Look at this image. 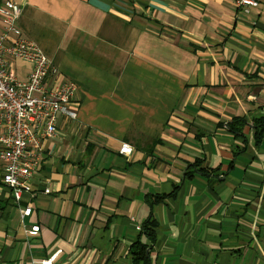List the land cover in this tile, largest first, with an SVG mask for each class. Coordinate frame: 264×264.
I'll list each match as a JSON object with an SVG mask.
<instances>
[{
  "label": "crops",
  "instance_id": "1",
  "mask_svg": "<svg viewBox=\"0 0 264 264\" xmlns=\"http://www.w3.org/2000/svg\"><path fill=\"white\" fill-rule=\"evenodd\" d=\"M12 1L80 106L44 143L24 221L0 164V264H132L139 238L152 264H264V0L250 13L235 0ZM18 62L25 80L33 64Z\"/></svg>",
  "mask_w": 264,
  "mask_h": 264
},
{
  "label": "built area",
  "instance_id": "2",
  "mask_svg": "<svg viewBox=\"0 0 264 264\" xmlns=\"http://www.w3.org/2000/svg\"><path fill=\"white\" fill-rule=\"evenodd\" d=\"M260 4V0H235L237 8L246 13ZM22 13V6L12 0L0 6L3 20L0 34V164L2 181L19 204L24 221L32 214L33 207L20 204L41 167L44 143L58 134L62 118L79 121L80 101L77 83L62 74L38 42L24 35L19 24ZM18 60L33 64L25 80L17 74ZM132 151L129 143H124L120 149L127 155ZM50 192L48 188L45 190V193ZM26 231L38 233L40 226L26 227ZM52 262L53 259L33 260L27 264Z\"/></svg>",
  "mask_w": 264,
  "mask_h": 264
},
{
  "label": "trees",
  "instance_id": "3",
  "mask_svg": "<svg viewBox=\"0 0 264 264\" xmlns=\"http://www.w3.org/2000/svg\"><path fill=\"white\" fill-rule=\"evenodd\" d=\"M248 122L244 118H239L231 123L232 131L245 136L243 128ZM254 139L257 145H260L264 140V117L258 118L254 122ZM200 166V164H196ZM178 186L169 194L159 195L152 197L150 202L152 205L164 201L167 198L174 197L177 194ZM159 223L153 216L149 218L143 225L142 232L147 236L149 241L155 242L157 239V229ZM151 245L147 241H143L139 238L131 247L130 253L132 257V264H152L151 260Z\"/></svg>",
  "mask_w": 264,
  "mask_h": 264
},
{
  "label": "rangeland",
  "instance_id": "4",
  "mask_svg": "<svg viewBox=\"0 0 264 264\" xmlns=\"http://www.w3.org/2000/svg\"><path fill=\"white\" fill-rule=\"evenodd\" d=\"M19 63V68H18V75L20 74V75H22L23 74V72L27 69V67H28V64L27 65H25V63H20V62H18ZM23 76H21V78H22ZM20 78V77H19ZM24 78H22L21 80H23Z\"/></svg>",
  "mask_w": 264,
  "mask_h": 264
}]
</instances>
